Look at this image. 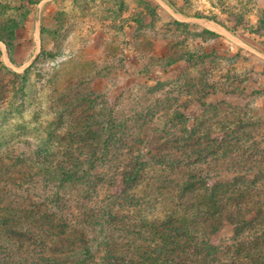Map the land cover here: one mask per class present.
I'll return each mask as SVG.
<instances>
[{
  "label": "rangeland",
  "instance_id": "obj_1",
  "mask_svg": "<svg viewBox=\"0 0 264 264\" xmlns=\"http://www.w3.org/2000/svg\"><path fill=\"white\" fill-rule=\"evenodd\" d=\"M167 2L264 45V0ZM162 21L155 0H0V199L88 239L58 264H264V47L204 54Z\"/></svg>",
  "mask_w": 264,
  "mask_h": 264
},
{
  "label": "trees",
  "instance_id": "obj_2",
  "mask_svg": "<svg viewBox=\"0 0 264 264\" xmlns=\"http://www.w3.org/2000/svg\"><path fill=\"white\" fill-rule=\"evenodd\" d=\"M142 169H138L137 167H133L129 173L125 174L122 177V185L128 187L135 183L140 176ZM61 181L72 178L69 172H60ZM65 177V178H64ZM213 193L210 191L209 194ZM39 202V200H37ZM46 202V201H40ZM35 204H27L26 206L21 205L17 202H9L6 199H0V264H36L40 262V264H58L60 263V257L65 256L79 258L81 252L83 251L85 254L87 251L89 252L88 239L75 234V241L71 242V239L68 238V234L64 230H60L56 232V228L52 227H37L34 226L37 221L40 219H44V214L39 213L38 209H35ZM45 211V209L43 210ZM47 215L48 212H45ZM168 221L170 216H167ZM187 217H184L183 220H180V225L183 226L187 222ZM175 221L166 222V225H176ZM59 233V235H57ZM50 235L61 236V239L52 240V255L53 257H43L42 253L45 251H51L50 248L47 247L46 238ZM168 234V233H167ZM170 234V235H169ZM166 239L169 243L177 244L181 246V244H185L186 237L180 235L179 232L174 231V233H169ZM76 237V238H75ZM175 237V238H173ZM178 237L185 241L182 243L178 239ZM174 239V241H173ZM180 244V245H179ZM82 249V251H81ZM80 251V254H79ZM113 261L118 257L112 256ZM86 258V256H85ZM83 260V259H82ZM65 261V260H64ZM85 260H83L84 263ZM81 261H78L74 264H83ZM114 264H119L118 262H114Z\"/></svg>",
  "mask_w": 264,
  "mask_h": 264
},
{
  "label": "crops",
  "instance_id": "obj_3",
  "mask_svg": "<svg viewBox=\"0 0 264 264\" xmlns=\"http://www.w3.org/2000/svg\"><path fill=\"white\" fill-rule=\"evenodd\" d=\"M157 7V14L163 20L162 22H178L189 29L197 32V42H200V47L202 48V52L204 54H210L212 52H218L222 46H226L228 50H241L245 53L253 56L260 55L263 56L262 48L264 45L259 43V40L253 39L255 34L246 30H241L242 32L239 34L236 31H229L225 29L219 21L209 20L204 18L190 17L183 13L176 11L174 8H171V5L167 2V0H155ZM130 24L139 25L133 21ZM128 28V27H127ZM201 34L208 35L209 37L206 39L201 38ZM257 36V35H256ZM159 37V36H158ZM259 37V36H258ZM135 38L133 35L131 36V46L134 44L133 40ZM154 43V50L162 45V55H157V57H163L166 54L168 49V41L164 38H156ZM158 54V53H156Z\"/></svg>",
  "mask_w": 264,
  "mask_h": 264
}]
</instances>
